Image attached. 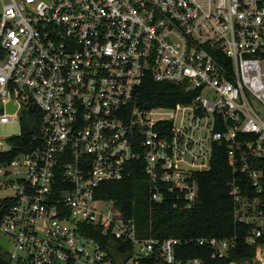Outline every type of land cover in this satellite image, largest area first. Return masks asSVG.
Segmentation results:
<instances>
[{
  "label": "built area",
  "instance_id": "built-area-1",
  "mask_svg": "<svg viewBox=\"0 0 264 264\" xmlns=\"http://www.w3.org/2000/svg\"><path fill=\"white\" fill-rule=\"evenodd\" d=\"M148 78L191 99L140 106ZM34 111L29 148L0 162L12 262L206 264L179 260L176 237L138 236L134 219L96 191L140 171L151 204L191 208L192 175L223 144L243 229L195 241L216 264H264V0H0V122L31 121ZM83 224L131 249L104 250Z\"/></svg>",
  "mask_w": 264,
  "mask_h": 264
},
{
  "label": "trees",
  "instance_id": "trees-1",
  "mask_svg": "<svg viewBox=\"0 0 264 264\" xmlns=\"http://www.w3.org/2000/svg\"><path fill=\"white\" fill-rule=\"evenodd\" d=\"M192 94H186L177 85L148 78L141 86L139 102L144 107L172 106L190 100ZM35 114L34 120L22 123L19 135L7 137L9 149L0 151V162L10 160L29 148L38 124L37 113L34 111ZM192 176L198 192L194 205L188 209L183 208L181 203L173 206L168 200L151 204L148 200L147 181L140 171L121 180L102 182L96 194L100 198L112 200L124 217L133 218L138 236L180 239L177 246L179 260L198 257L206 264H216L210 258L208 248L198 245L195 240L207 236L227 237L243 229L235 223L232 215L233 203L229 195L232 171L227 164L225 146L213 145L209 169L196 171ZM80 229L94 237L108 252L114 250L124 254L126 249H131L129 242L122 244L110 234L103 233L99 226L83 224ZM239 246L244 247L246 254L251 250L243 241H239Z\"/></svg>",
  "mask_w": 264,
  "mask_h": 264
},
{
  "label": "rangeland",
  "instance_id": "rangeland-1",
  "mask_svg": "<svg viewBox=\"0 0 264 264\" xmlns=\"http://www.w3.org/2000/svg\"><path fill=\"white\" fill-rule=\"evenodd\" d=\"M157 112L160 114H163L166 110L164 108L162 109H156ZM166 116V115H164ZM176 123L183 122L186 125L188 124V115L186 114L183 118L181 117V113L178 112L176 114ZM27 120L24 118L21 122L17 121H8V122H0V151L6 150L9 148V145L7 143V137L17 135L20 131L22 123H26ZM205 123V118H199L194 119L192 121V126L196 125L197 127H203ZM204 129L196 128L195 129V137L197 136H203L204 135ZM3 176H0V181H3ZM16 253L17 249L13 243V241L7 236L2 233H0V253Z\"/></svg>",
  "mask_w": 264,
  "mask_h": 264
},
{
  "label": "water",
  "instance_id": "water-1",
  "mask_svg": "<svg viewBox=\"0 0 264 264\" xmlns=\"http://www.w3.org/2000/svg\"><path fill=\"white\" fill-rule=\"evenodd\" d=\"M6 109H7V111H9V112L14 111L15 106H14L12 100H10V101L7 103V105H6ZM186 174H188V172H186ZM125 259H126V258H125L124 256L116 255V256L114 257V262H113V264H123L124 261H125ZM0 264H22V263L12 262L10 256H5V255H3V254L0 253Z\"/></svg>",
  "mask_w": 264,
  "mask_h": 264
}]
</instances>
